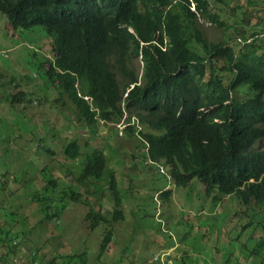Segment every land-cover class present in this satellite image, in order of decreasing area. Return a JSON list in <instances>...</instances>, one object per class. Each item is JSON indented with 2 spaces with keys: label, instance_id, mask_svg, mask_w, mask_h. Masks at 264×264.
Masks as SVG:
<instances>
[{
  "label": "trees",
  "instance_id": "16d2710c",
  "mask_svg": "<svg viewBox=\"0 0 264 264\" xmlns=\"http://www.w3.org/2000/svg\"><path fill=\"white\" fill-rule=\"evenodd\" d=\"M228 2L0 0V39L7 46L0 50V108L7 109L0 111V134L18 142L22 131H30L31 119L38 118L49 131L58 121L73 131L90 128L94 136L91 142L74 138L62 147V178L49 163L40 180L39 168H32L37 186L25 201L36 206L24 211L29 228L17 234L19 226L0 219V264H105L102 252L116 241L121 231L116 226L122 224L129 234L108 264H123V259L127 264L136 259L139 264H186L188 258L191 264H264V5L250 8L253 18L247 17L262 30L246 35L239 30L235 49L233 35L211 40L200 20L227 27L220 12L232 14ZM23 29L31 36L23 39ZM139 56L140 80L132 65ZM34 66L37 71L31 73ZM100 123L104 132L98 131ZM40 141L35 152L54 159L56 145ZM124 141L145 151L141 156L167 180L148 187L161 201H150L149 211L142 202L146 196L139 193L144 183L136 190L139 197L129 200L126 193L137 182L135 163L127 176L115 174ZM13 148L1 151L9 154ZM27 161L37 164L31 157ZM198 184L213 205L223 195L236 199L235 227L226 230L225 217L222 230L212 227L190 206L191 189ZM107 201L112 204L104 209ZM78 203L87 207L86 229L101 241L92 257L87 243L50 255V239L58 240L46 230L43 242L30 244L31 229L51 219L57 226L60 215ZM8 215L5 210L3 216ZM163 235L180 241L161 242Z\"/></svg>",
  "mask_w": 264,
  "mask_h": 264
},
{
  "label": "rangeland",
  "instance_id": "374dc122",
  "mask_svg": "<svg viewBox=\"0 0 264 264\" xmlns=\"http://www.w3.org/2000/svg\"><path fill=\"white\" fill-rule=\"evenodd\" d=\"M228 2V0H227ZM229 6L233 7L232 14H228L227 10L224 12H220L221 19L225 22L226 26H220L213 23H210L207 18L200 19L202 22V27L204 34L206 37H208L211 40H221L225 39L227 36L233 35V38H230L232 40V43L234 44V48L238 49L239 43L236 40V36L238 35L239 30H243L244 34L246 35V32L249 34L251 31L255 30H262L261 28H253L252 21L250 22L247 20V17H252L250 8L257 7L260 5H264V0H252V2H247L246 0H229L227 3ZM226 8V7H225ZM242 17L245 18V20L242 19ZM2 20L0 19V36L3 34L1 31L4 30L2 25ZM244 22V23H243ZM236 30H234V28ZM24 31L23 30V39L24 34L27 36L31 32ZM18 33V32H16ZM36 34L35 32L32 33V35ZM260 37H255V39H259ZM33 47L35 44L31 42ZM1 39H0V50H3L6 48ZM260 48V47H259ZM259 48H257V51L259 52ZM264 49V46L261 48ZM240 50H245V48L242 46ZM34 53L36 54L35 59H38L40 57L39 47L34 48ZM241 51L237 53V56H239ZM1 56V55H0ZM141 62H139V58L134 59L132 65L134 68H139ZM31 73H34L37 71L36 67L34 66L33 69L29 70ZM3 73L0 71V74ZM5 74V73H4ZM223 80L227 81L230 77V74L228 73H221ZM3 76V75H0ZM4 77V76H3ZM1 112H7L6 107L2 106L0 108ZM65 114L68 115V117L75 121V117L72 112L65 111ZM80 123V122H79ZM79 123H76L79 124ZM30 126L28 130L22 131L20 134V141H12L7 134H0V204L3 206L0 210V219L3 218L5 222L8 223H14L13 225L19 226L17 229V234H22L20 230L22 228H29L28 222L29 220L25 219L24 211L29 205L32 209V207L36 206V203L34 202H27L25 201V196L27 193L32 192L36 188V181L34 179V173L33 169L35 166L39 168L38 170V180H40L42 174V167L43 165L49 163V169L56 174H58L61 178L64 175V166L62 162H60V158H64L62 153V147L70 140H73L74 138L79 140V142L82 144L83 139L82 137H85L89 140V142L92 141L94 138L92 132L88 128H76L74 131L70 129L69 127L62 128L59 126L58 121L53 122V128L52 131H49L47 127H44L41 123V120L38 118H32L30 121ZM27 127L26 125L23 127ZM98 131L104 132L105 126L103 124H99ZM45 142H51L54 146L56 145L54 151V159L51 156H48L46 153H43L39 150L38 153L35 152V147L39 146L41 144L40 139H42ZM12 141V142H11ZM263 144V143H262ZM9 145H14V148L10 150L8 153H2L1 150H5L8 148ZM121 145V167L119 170H115V174L117 175L120 171L125 176L131 171L133 164L137 166V178H133L134 181H137L135 184L131 183V191L127 190V195L129 200H133L136 196V190L142 188V183H144L146 186L141 192L146 197L142 199V202L145 206L146 210H151L153 207L154 202L157 204L161 203L160 200H155L152 196L154 195L152 191H147L148 187L153 184H159L163 185L166 183V178L163 177L161 174L158 173L157 167L155 164L150 162H145L144 158L141 156L139 148L135 146L132 142L124 141ZM133 151V155H131ZM9 156V159L11 161V164L8 163V161L5 159L6 156ZM31 157L32 159L37 162V164H31L30 161L26 162V158ZM113 159V157L110 156V159ZM51 161V162H50ZM66 164L71 167H75V163L72 160H67ZM47 170V169H46ZM48 173V171H47ZM13 177H16V180L13 181ZM138 177H140V180H138ZM131 179V177L129 176ZM140 184V185H139ZM192 192L190 194L191 198L189 199L190 206L192 208H197L199 210L198 213L201 217H203V221L208 223L212 227H217L219 230H222L223 227L228 230H230L232 227H235L236 223L234 222L235 217L232 215L233 212H235L238 209V204L235 202L236 199L234 197H224L222 202L213 203L205 196L203 185L198 184V186L193 187ZM107 191V190H106ZM122 192V191H120ZM131 192V193H129ZM108 197H105L103 201H106ZM155 201H154V200ZM151 201V202H150ZM197 203H196V202ZM104 205L109 206L110 203ZM124 213L127 218H131V215L129 214V209L127 205L125 204ZM214 206L213 211L208 210L211 209ZM96 208H98V205H96ZM17 209V210H16ZM7 211L9 213L8 216H3V212ZM13 211L14 213H10ZM87 207L82 205L81 203L70 205L61 215L60 220L58 221V225L55 226L56 219H51L49 221H44L42 225H37L30 231V235L33 238V240H30V244H40L43 242L42 237L47 236V234L44 232L45 230L49 234V236L54 235L56 236L58 242L54 239H50L49 245V254L53 253L55 250H68V246L71 247H77L81 248L83 247L84 243H87L90 245L87 249V254L89 257H92L94 255V249L97 251L98 246L100 244V238H96L95 234L93 232H90L86 229V220L84 219V213H86ZM227 218L224 222V226L222 227V218ZM243 219L244 217H240ZM120 228L121 231H116V241L115 242H109L105 250L102 252L103 255L106 257H103L104 263L108 264L111 263L113 259H115L118 256V253L120 251V248L122 246L123 238L127 237L129 234L130 229L127 228L124 224H122L121 227H117L116 229ZM125 228L128 231H125ZM147 229H150V226L147 227ZM226 229V230H227ZM124 230V231H123ZM7 238L12 236V234L8 231ZM197 239L201 237V233H197L195 236ZM211 238V237H209ZM138 241L141 237H136ZM161 242L167 241L168 243H171L174 241V244H177L180 240L178 237H175L174 240L172 238H169L166 235H163L159 237ZM61 243V245H60ZM153 246V245H152ZM182 246V245H181ZM197 248H193L191 251V254H194L196 252ZM202 250V249H201ZM73 251V249H72ZM125 252H124V254ZM122 255V256H123ZM150 256V254H148ZM130 256L132 254L130 253ZM134 256V255H133ZM128 257V256H127ZM130 258V257H128ZM135 259L137 257H134ZM150 259V257H147ZM128 259H123V264H127ZM122 263V262H121ZM120 263V264H121ZM191 258L187 259L186 264H191ZM134 264H139V261L136 259Z\"/></svg>",
  "mask_w": 264,
  "mask_h": 264
},
{
  "label": "clouds",
  "instance_id": "9594fccd",
  "mask_svg": "<svg viewBox=\"0 0 264 264\" xmlns=\"http://www.w3.org/2000/svg\"><path fill=\"white\" fill-rule=\"evenodd\" d=\"M262 10V9H261ZM262 13H264V7H263V10L261 11ZM24 30V29H23ZM4 54V53H3ZM137 58H139V62H141V60H140V56L139 57H137ZM134 69H136V76H137V78H138V80H140L141 79V74H142V62H141V64H140V66H139V68H134ZM122 126L121 124H118L117 126ZM262 145H264V142H263V144ZM140 152H142V153H144L145 151H140ZM144 160H145V162H150V163H153L154 164V162H152V161H150L148 158H144ZM159 169L161 170V171H163V166L162 165H160L159 166ZM204 188V187H203ZM204 194H205V192H204ZM206 195V194H205ZM224 197H229V195H223V197L222 198H224ZM154 199H155V197H153ZM156 200V199H155Z\"/></svg>",
  "mask_w": 264,
  "mask_h": 264
}]
</instances>
